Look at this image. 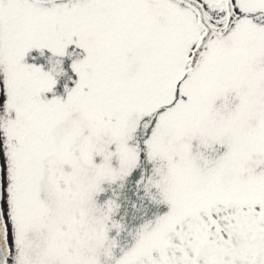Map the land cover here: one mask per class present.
<instances>
[{
    "label": "snow or ice",
    "instance_id": "snow-or-ice-1",
    "mask_svg": "<svg viewBox=\"0 0 264 264\" xmlns=\"http://www.w3.org/2000/svg\"><path fill=\"white\" fill-rule=\"evenodd\" d=\"M0 264H264V0H0Z\"/></svg>",
    "mask_w": 264,
    "mask_h": 264
}]
</instances>
